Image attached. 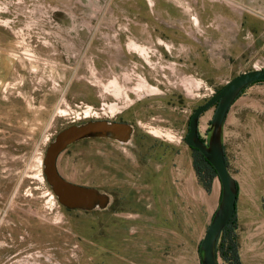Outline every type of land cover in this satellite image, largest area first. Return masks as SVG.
<instances>
[{"label":"rangeland","instance_id":"1","mask_svg":"<svg viewBox=\"0 0 264 264\" xmlns=\"http://www.w3.org/2000/svg\"><path fill=\"white\" fill-rule=\"evenodd\" d=\"M155 21L169 29L158 50ZM0 39V264H200L221 185L197 180L186 121L232 78L264 68V0H0ZM215 108L199 117L205 141ZM121 110L141 121L131 140L60 158L64 176L109 204L66 210L44 179L46 146L72 120ZM222 144L238 184L240 260L264 264V82L232 103Z\"/></svg>","mask_w":264,"mask_h":264},{"label":"water","instance_id":"2","mask_svg":"<svg viewBox=\"0 0 264 264\" xmlns=\"http://www.w3.org/2000/svg\"><path fill=\"white\" fill-rule=\"evenodd\" d=\"M264 81V68L242 72L228 81L216 94L203 102L190 117L185 143L198 150L214 168L221 185V196L206 232L200 242L201 264H216L215 244L222 229L231 219L237 200L236 181L230 174L225 161L222 144V128L227 112L238 93L248 84ZM216 103L210 121V135L206 143L198 136V119L201 113ZM132 126L100 118L74 121L58 131L48 143L42 160L44 179L58 203L68 210L91 211L105 209L109 195L98 188L74 183L65 179L57 167V157L72 143L84 138H109L127 143L131 139Z\"/></svg>","mask_w":264,"mask_h":264},{"label":"trees","instance_id":"3","mask_svg":"<svg viewBox=\"0 0 264 264\" xmlns=\"http://www.w3.org/2000/svg\"><path fill=\"white\" fill-rule=\"evenodd\" d=\"M264 81H255L253 83L248 84L245 86L236 96L235 100L242 95L246 88L253 84L263 83ZM209 109V108H208ZM224 149V148H223ZM196 155L193 157V169L195 171V175L197 180L203 185L205 190H209L212 184L213 179L217 178L218 176L214 170V168L210 165V163L202 156L199 151L195 152ZM225 155V152H224ZM226 165L227 160L225 156ZM237 186V196H238V184ZM237 202V200H236ZM68 210V209H66ZM198 244V253L201 256L199 251ZM215 258L216 264L217 260L221 259L225 264H242L239 256V249H238V234H237V220H236V207L234 213L229 220L228 224L222 229L220 232L216 244H215ZM201 264V260H200Z\"/></svg>","mask_w":264,"mask_h":264},{"label":"flooded vegetation","instance_id":"4","mask_svg":"<svg viewBox=\"0 0 264 264\" xmlns=\"http://www.w3.org/2000/svg\"><path fill=\"white\" fill-rule=\"evenodd\" d=\"M143 17V16H142ZM147 18H149V16L147 15ZM155 19H156V17H155ZM155 26H151L150 28H149V39H148V42L150 43V44H152V45H157V49H153V50H158V47H159V45L160 44H162V43H160L158 40H157V36H160V37H165V39L166 38H168L167 36H168V33L169 32H167L169 29H167V27H165V26H163V29H161V28H158L157 27V25H161V23L160 22H158V21H155V22H152ZM162 37V38H163ZM1 40V39H0ZM92 40V39H91ZM79 43V42H78ZM164 47H165V45H163ZM7 47L6 46H4V47H2V49H6ZM96 49V47H95V45H94V43L93 42H89V50H91V51H94ZM43 55H44V53H43ZM152 55H155L154 54V52H152ZM166 55V54H165ZM141 58H143V57H141ZM197 74H199L200 72H196ZM133 102H135V100L133 101ZM133 102H131V105L132 104H134ZM37 103H41V100H40V98L37 100ZM203 102H200L198 105H196V106H194V108H192L191 109V111H190V113H189V116H188V118H187V121H186V134H187V132H188V130H189V120H190V117H191V115L193 114V112L195 111V109H197L201 104H202ZM216 104V103H215ZM206 111V110H205ZM204 111V112H205ZM123 113H125L123 110H121L120 111V115L119 116H115V117H113V118H111V119H107V120H110V121H115V122H125V123H128V124H130L131 126H132V129H133V132H134V130H135V128H136V124H140V120H137V119H133V118H131V117H125L124 116V114ZM202 114V113H201ZM200 114V115H201ZM200 117V116H199ZM92 118H99L98 116H94V117H92ZM86 119V118H85ZM100 119H105V118H101L100 117ZM75 121V120H74ZM79 121H83V120H78V122ZM198 121H199V119H198ZM72 122V121H71ZM71 122H69L68 124H70ZM68 124H66V125H64V126H62L61 128H59L58 130H56L55 131V134H54V136L56 135V133L58 132V131H60L61 129H63L65 126H67ZM133 132H132V135H133ZM132 135H131V137H132ZM54 136L51 138V140L54 138ZM198 136H199V138H200V140L202 141V142H204V143H206V141L203 139V138H201L200 137V135H199V133H198ZM185 137H186V135H185ZM102 140H104V141H114V140H111V139H109V138H84V139H81V140H79V141H76V142H74V143H72L71 145H69L64 151H62L59 155H58V157H57V167H58V170H59V172H60V174L65 178V179H67V180H70L69 178H67L66 176H64L63 175V173L60 171V158H61V156H62V154L69 148V147H71V146H74V145H76V144H86V143H88V142H97V141H102ZM131 140V139H130ZM115 142H117V141H115ZM47 147V146H46ZM191 150H193L194 152H196V151H198V150H196V149H193V148H191V147H189ZM46 150V149H45ZM70 181H72V182H74V183H77L78 184V182H76V181H73V180H70ZM82 185V184H81ZM87 186V185H86ZM0 242H1V240H0Z\"/></svg>","mask_w":264,"mask_h":264},{"label":"bare ground","instance_id":"5","mask_svg":"<svg viewBox=\"0 0 264 264\" xmlns=\"http://www.w3.org/2000/svg\"><path fill=\"white\" fill-rule=\"evenodd\" d=\"M196 2H197V0H196ZM188 5L191 6L192 3H191L190 1L187 3V7H186L187 10H188ZM193 20L198 21V19H197L196 17H194V16H193ZM130 46H131V49H132L133 51H136V50H137V45H136L135 43H131ZM111 108H114V106H111ZM88 110H89V109H88ZM88 110H86V111L84 112V113H85L84 116H88V115H89V112H90V111H88ZM112 112H113V111H112ZM154 133H157V132L154 131Z\"/></svg>","mask_w":264,"mask_h":264},{"label":"crops","instance_id":"6","mask_svg":"<svg viewBox=\"0 0 264 264\" xmlns=\"http://www.w3.org/2000/svg\"><path fill=\"white\" fill-rule=\"evenodd\" d=\"M222 28V27H221Z\"/></svg>","mask_w":264,"mask_h":264}]
</instances>
